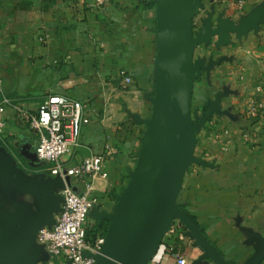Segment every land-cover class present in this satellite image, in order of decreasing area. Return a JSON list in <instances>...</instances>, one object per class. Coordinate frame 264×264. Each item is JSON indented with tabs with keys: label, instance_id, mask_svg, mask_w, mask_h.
Instances as JSON below:
<instances>
[{
	"label": "crops",
	"instance_id": "crops-1",
	"mask_svg": "<svg viewBox=\"0 0 264 264\" xmlns=\"http://www.w3.org/2000/svg\"><path fill=\"white\" fill-rule=\"evenodd\" d=\"M201 0L194 11L193 30L212 14L239 23L264 5V0ZM153 0H0V99L6 95L22 110L36 113L51 94L82 101L86 122L79 145L61 157L66 168L91 155L109 153L107 177L71 178L76 192L96 198L95 208L110 212L127 184L149 115L150 90L156 62ZM195 59L221 62L194 81L192 115H202L209 101L220 97L214 114L196 134L195 157L186 171L176 203L203 231L224 260L243 264L255 253L245 230L264 236V22L230 43L195 47ZM132 77L119 81L120 69ZM258 111L252 117L251 108ZM134 116H137V121ZM0 147L28 175L50 176L51 164L38 159V137L19 113L7 106ZM16 200L29 202L27 195ZM15 210L6 203L0 216ZM90 223L99 225L96 217ZM187 229L175 219L148 264L197 263L202 253ZM37 242V240H36ZM48 261H53L48 256ZM46 261H38L43 264ZM54 262V261H53ZM261 264H264L262 262Z\"/></svg>",
	"mask_w": 264,
	"mask_h": 264
},
{
	"label": "water",
	"instance_id": "water-1",
	"mask_svg": "<svg viewBox=\"0 0 264 264\" xmlns=\"http://www.w3.org/2000/svg\"><path fill=\"white\" fill-rule=\"evenodd\" d=\"M153 1L156 62L151 114L141 121L145 130L135 165L114 207L110 212L94 207L89 213L107 222L100 254L92 256L94 264H148L175 219L202 251L197 263L236 264L221 257L176 200L189 167L205 164L194 155L197 131L215 113L220 114L218 94L202 115H192L194 81L221 62L195 59V47L213 39L217 47L223 46L230 43V33L240 38L249 29L257 30L264 22V5L237 24L222 16L214 22L209 14L203 28L194 33V11L201 0ZM65 180L71 186V178ZM64 187L60 177L28 175L17 168L13 155L0 147V210L6 203L15 204V210L0 216V264H36L48 255L36 237L41 228L54 225L63 202L58 191ZM17 193L29 196L33 204L16 200ZM245 233L255 243V253L243 264H261L264 236L249 230Z\"/></svg>",
	"mask_w": 264,
	"mask_h": 264
},
{
	"label": "built area",
	"instance_id": "built-area-1",
	"mask_svg": "<svg viewBox=\"0 0 264 264\" xmlns=\"http://www.w3.org/2000/svg\"><path fill=\"white\" fill-rule=\"evenodd\" d=\"M103 2L105 0H99ZM247 0H236L243 7ZM119 81L122 87L132 83V77L126 69H120ZM12 106L21 119L27 122L38 137L36 155L38 159L49 162V174L63 179L65 187L58 191L63 197L61 210L55 215L52 227H43L38 231L36 240L51 260L59 264H94L92 256L100 254L105 232L94 230L93 223L87 222L90 211L96 205V198L90 193L91 182L85 183V190L76 192L66 183V177L85 178L101 175L107 177L104 163L109 153L91 155L72 168H66L61 157L79 145L81 126L86 122L85 105L82 101L64 95L51 94L40 105L36 113L22 110L6 95L0 99V138L5 125L4 112ZM258 109L251 108L249 114L254 117ZM86 254L90 256H86ZM180 264L184 257L177 255Z\"/></svg>",
	"mask_w": 264,
	"mask_h": 264
},
{
	"label": "rangeland",
	"instance_id": "rangeland-1",
	"mask_svg": "<svg viewBox=\"0 0 264 264\" xmlns=\"http://www.w3.org/2000/svg\"><path fill=\"white\" fill-rule=\"evenodd\" d=\"M155 7V6H154ZM154 80H155V71H154V73H153V80H152V84H153V86H152V88H151V90H150V96H149V101H150V103H151V99L153 98V96H154ZM151 107H152V105H151ZM150 114H151V108H150V112H149V115H148V117L150 116ZM195 115H193V117H194ZM147 117V118H148ZM144 130H145V125H144ZM144 130L142 131V135H141V140H142V136H143V132H144ZM140 144H141V141H140ZM140 148V147H139ZM136 158H137V156L135 157V161H136ZM135 165V164H134ZM134 168V167H133ZM132 171V170H131ZM130 171V172H131ZM93 216L90 214L89 216H88V219H87V222H91V220L93 219L92 218ZM89 222V223H90ZM95 227H96V225L95 224H93ZM101 227V226H100ZM48 259V255H45V256H43V261H46ZM43 264H59L58 262H57V260H54V262L53 261H46V262H44ZM63 264H65V263H63Z\"/></svg>",
	"mask_w": 264,
	"mask_h": 264
},
{
	"label": "trees",
	"instance_id": "trees-1",
	"mask_svg": "<svg viewBox=\"0 0 264 264\" xmlns=\"http://www.w3.org/2000/svg\"><path fill=\"white\" fill-rule=\"evenodd\" d=\"M100 226H101V227H100ZM106 227H107V222H106V221H102V222L99 223V225H97V226L95 227L94 230H100V231H102V232H105Z\"/></svg>",
	"mask_w": 264,
	"mask_h": 264
},
{
	"label": "flooded vegetation",
	"instance_id": "flooded-vegetation-1",
	"mask_svg": "<svg viewBox=\"0 0 264 264\" xmlns=\"http://www.w3.org/2000/svg\"><path fill=\"white\" fill-rule=\"evenodd\" d=\"M102 222V221H101Z\"/></svg>",
	"mask_w": 264,
	"mask_h": 264
}]
</instances>
